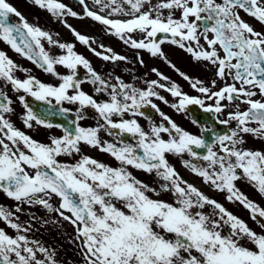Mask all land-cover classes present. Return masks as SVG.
<instances>
[{
  "label": "snow or ice",
  "instance_id": "obj_1",
  "mask_svg": "<svg viewBox=\"0 0 264 264\" xmlns=\"http://www.w3.org/2000/svg\"><path fill=\"white\" fill-rule=\"evenodd\" d=\"M32 3L63 21L75 40L88 45L96 56L105 61L126 59L110 48L104 49L110 54L91 48L90 39L64 21L66 16L77 17V12L59 0ZM78 3L86 17L107 26L110 34L133 49L168 62L161 45L171 43L193 62L214 70L213 78L205 84L179 73L199 93L196 96L183 92L155 68L152 72L159 79L146 81L144 88L119 77L115 82L106 80L75 51L74 43L54 39L49 31L30 24L9 0H0V42L58 81L44 83L27 75L0 50V192L16 202L14 208L0 205V264H59L55 249L29 239L30 227L19 222L17 213L25 205L55 211L73 226L72 242L83 264H264V207L237 187V181L246 180L264 196V150L245 147L247 136L264 141V31H257L241 16L243 12L264 27V0H93L99 11L85 0ZM105 9L107 14H101ZM117 14L127 18H115ZM13 15L19 22L11 21ZM134 32L144 38H132ZM158 34L165 38L157 41ZM42 40L64 50L63 54L50 55ZM138 59L143 65V59ZM57 66L67 73L57 72ZM78 66L87 70L86 82L96 95L82 89L85 81L77 78ZM17 72H25V78ZM4 86L17 93L26 128H33L34 122L62 128L63 135L44 143L15 127L10 119L15 114L13 99L2 90ZM157 89L176 98L170 107L177 112L196 105L214 114L219 124L235 127L223 133L212 126L203 128L211 141L191 134L153 103V98L169 103ZM26 96L48 105L53 100L55 105H78L76 118L69 121L72 127L53 125L37 115ZM145 107L154 109L162 122L146 116ZM89 108L99 118L95 127L80 124ZM59 111L70 110L60 107ZM137 117L149 121L147 129ZM192 123L197 120L193 118ZM101 131L115 137V142L101 140ZM121 134H128L134 143ZM81 145L109 154L119 166L84 154ZM169 155L191 157L182 161L183 166L203 183L226 193L227 201L239 202L260 230L184 180L170 164ZM61 157H72L74 162ZM129 167L154 173L161 181L159 191L133 176ZM162 194L170 199L161 198ZM53 197L59 201L55 208L50 203ZM206 206L212 211L205 212ZM8 229L15 232L10 234Z\"/></svg>",
  "mask_w": 264,
  "mask_h": 264
},
{
  "label": "rangeland",
  "instance_id": "obj_2",
  "mask_svg": "<svg viewBox=\"0 0 264 264\" xmlns=\"http://www.w3.org/2000/svg\"><path fill=\"white\" fill-rule=\"evenodd\" d=\"M14 7L17 8L18 11L22 13V15L28 20V22L32 25H37L40 27V23H38V15L36 13V9L38 6L34 5L32 3V0H10ZM155 2V0H154ZM69 8H71L73 11L77 12V17H69L70 22L68 25H71L72 29H75L77 32H80L83 35H86L91 43V48H94L96 51L102 52V54H110L104 51V49H111L113 53L121 55L126 57L125 60H121L123 63L122 70H116L114 68L110 69L105 64V60H103L101 57H98L94 54L93 51L90 50V47L88 45L81 44L79 41L75 40L74 36L72 35V32L67 28L62 26L63 35H65L66 40L64 42L67 43H74L75 44V51L83 55L86 59H88L93 67V69L98 72L100 75H102L106 80L114 81L115 77H119L125 82L131 83L133 81V76L137 75H143L146 76L147 74H153L155 79H159V77L152 72V69L155 68L157 71L162 73L163 75L170 76V80L173 82H176L182 89L183 92L196 96L199 95L194 89L191 88L188 81H185L182 76L179 74L180 72L185 73L189 77L193 79H200L205 82V84H208V82L213 78V71H208L205 69L204 65L201 63H195L193 62L191 56L187 54L185 51L179 49L177 46L172 45L171 43H164L161 45V49L164 52L165 56L167 57V61L170 62L171 65H175V68L170 67V64L166 62L164 59L160 57H152L147 51L145 50H136L133 49L129 44L124 43L123 40H121L119 37L110 34V32L107 29V26H104L100 24L97 21H93L91 18H88L84 15L83 6L78 4L75 1H69ZM85 3L92 8H97L93 4V0H85ZM107 14L109 11L108 9L104 10ZM117 17H122L123 15L117 14ZM241 16L246 21H251L252 24L254 23L256 26H258L257 21L254 19L248 17L246 14L241 12ZM17 19V18H16ZM122 19V18H119ZM64 25V23H63ZM42 29L45 31H49L52 35L57 34L55 27L53 29H50L49 27L42 25ZM261 28L256 27L257 31H260ZM262 30V29H261ZM60 32V33H61ZM68 36V37H67ZM132 38L136 40H140L143 37V34L139 32H134L131 34ZM53 38H55L53 36ZM44 41V40H43ZM45 42V41H44ZM201 43H204L201 41ZM103 46V48L101 47ZM7 45L3 42H0V48L6 47ZM6 54L14 56L18 59H16V63L20 66L25 65V67H22L27 70L28 74L32 76L38 77L40 75L38 73V70L34 67L28 65L24 60H22L18 55H15L12 51H8ZM147 56H150V59L152 58L154 61L152 62V65H147ZM139 58L143 59V65L139 62ZM177 57L180 59L178 61ZM161 62L162 66H159V63ZM20 63V64H19ZM139 66H142L141 68H138ZM141 69V70H139ZM113 70V71H112ZM178 70V71H177ZM56 71L61 72V74H66L68 70H66L63 67H56ZM49 77L54 78V83H57L56 77L52 76L51 74H48ZM90 79L88 76L85 78V84L88 85L90 83L86 82ZM220 82L218 81V84ZM145 85L142 84L139 86V88H144ZM82 89L91 95H96L93 90V85H91V88L88 89L87 86L83 85ZM160 95L164 96L166 100H168V104H164L162 101L157 100L153 98V103L157 104L159 109L168 115L174 122L177 123L178 126L182 127L184 130L190 132L191 134L196 135L197 133L200 136V126L198 124H193L192 119L190 116H188V111L180 113L177 112L175 109L170 107L171 103L176 102V98L171 97V95L163 90L158 91ZM92 115V114H89ZM150 117V116H148ZM183 117V118H182ZM181 118V123H178L176 119ZM224 118V117H220ZM139 123L145 127L146 129L149 126V121L145 119L144 117H137ZM152 121L155 123H161L162 119L159 116V114L155 111V115L151 117ZM96 124V122H95ZM94 125L91 124L89 127H92ZM231 128L235 127L234 124L229 125ZM50 133H44L38 131V141L47 143V137ZM167 138V137H165ZM247 143L245 147L253 148L257 150H264V141H260L257 139H254L251 136L245 137ZM109 142H115V139H109ZM86 155H89L88 151L84 152ZM93 153H96L93 150ZM93 153H90V156L93 157ZM76 158V157H75ZM62 160L66 162H74V158L71 157H61ZM170 164H172L177 172L180 174L181 177H183L184 180L188 181L189 183L194 184L198 189H200L205 195L208 197L216 200L217 202L221 203L228 211L236 214H250L247 209H245L239 202H229L225 199V196L227 195L224 192L216 191L211 185L203 183L202 179L196 175H194L189 169L185 168L183 166L182 161L184 159H192L191 157H188L185 155L184 157H176L173 155L168 156ZM195 163H202L201 161L193 160ZM119 166V162H118ZM134 176L138 177L141 181H143L145 184H148L149 186L152 185V187H156L159 191V184L161 181L155 176L154 173L149 174L141 170H137L134 168L129 167L128 169ZM135 170V171H134ZM134 171V172H133ZM138 171V172H137ZM204 185V186H203ZM237 187L240 189L241 192H243L245 195H247L251 200L257 202L262 207H264V198L261 196L256 189L246 180L237 181ZM165 200H169L170 196L169 194H162V197ZM50 203L53 205V208L57 207L59 204V201L53 197V199L50 201ZM0 205H3L6 208H14L16 205V202L5 197L0 196ZM36 205H33L31 207L25 205L23 206V209L20 213H17L19 217V222L22 225L29 226L30 231L27 233L29 239L31 240H37L42 245L50 248L55 249L57 253V260L58 262H64L69 264H74L70 260L74 258V256L77 258V255H79V251L77 252L75 250L78 248L77 244L72 242V238L75 234V230L73 226L68 222L63 220L55 211H49L48 209L41 206L44 210L47 212V217L45 220H41L38 218L36 213L34 212L33 208ZM205 212H211L212 208L211 206H206L204 209ZM3 225L0 224V227ZM10 234H13L15 230L8 229ZM70 259V260H69ZM77 263V262H76Z\"/></svg>",
  "mask_w": 264,
  "mask_h": 264
},
{
  "label": "flooded vegetation",
  "instance_id": "obj_3",
  "mask_svg": "<svg viewBox=\"0 0 264 264\" xmlns=\"http://www.w3.org/2000/svg\"><path fill=\"white\" fill-rule=\"evenodd\" d=\"M45 12H46V14L49 15V13H47V10ZM2 90L4 92L8 93V95L13 99V105H14L13 107L15 109V114L11 115L10 119L14 123L15 127L24 131L26 134H28L29 136H31L33 139H36V140H38V131L44 132V133H50L49 136L47 137L48 139L50 137H53V136L59 137V136L63 135L62 128L53 127L51 129H49V128H45V127L40 126V125H36L34 122H33V128H31V129L26 128L22 123V116L20 115V112H19V109H22V106L18 102V100L16 99L17 93L10 91L9 87H7V86H4L2 88ZM21 94H23V93H21ZM90 111L94 112V110H92V109H90ZM73 112H74V115L76 116V110L75 111L73 110ZM85 120H84L85 123H83V124L85 126H87L89 123H87V121H85ZM83 124H82V126H84ZM81 149H82V151H84L87 149H91V147H88L87 145H81ZM249 216H250V214H243L242 218L251 228L259 231L260 230L259 225L256 222H254Z\"/></svg>",
  "mask_w": 264,
  "mask_h": 264
},
{
  "label": "water",
  "instance_id": "obj_4",
  "mask_svg": "<svg viewBox=\"0 0 264 264\" xmlns=\"http://www.w3.org/2000/svg\"><path fill=\"white\" fill-rule=\"evenodd\" d=\"M189 108H190V110H191V112H192L193 117H194L198 122L203 123V122L205 121V120L201 117L202 114L204 113V111H199V110L197 109V107H194L193 105H190ZM211 120H212V117H211L210 121H211ZM204 135H205V138L208 139V136H207L208 134L204 132ZM42 215H43V214H42Z\"/></svg>",
  "mask_w": 264,
  "mask_h": 264
},
{
  "label": "bare ground",
  "instance_id": "obj_5",
  "mask_svg": "<svg viewBox=\"0 0 264 264\" xmlns=\"http://www.w3.org/2000/svg\"><path fill=\"white\" fill-rule=\"evenodd\" d=\"M93 10H97V11H99V9L98 8H92ZM101 14H105L104 12H102ZM78 18V17H77ZM115 18H117V17H115ZM127 17L126 16H122V19H126ZM69 19L67 20V24H69ZM62 31V30H61ZM63 38V32H61L60 34H59V36H58V40H61ZM182 120L180 119V118H178L177 119V122L178 123H180Z\"/></svg>",
  "mask_w": 264,
  "mask_h": 264
}]
</instances>
